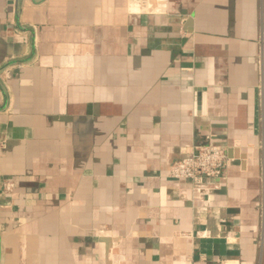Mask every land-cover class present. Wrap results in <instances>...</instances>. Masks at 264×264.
<instances>
[{
  "label": "crops",
  "instance_id": "1",
  "mask_svg": "<svg viewBox=\"0 0 264 264\" xmlns=\"http://www.w3.org/2000/svg\"><path fill=\"white\" fill-rule=\"evenodd\" d=\"M3 180L0 264H264V0H0Z\"/></svg>",
  "mask_w": 264,
  "mask_h": 264
},
{
  "label": "built area",
  "instance_id": "2",
  "mask_svg": "<svg viewBox=\"0 0 264 264\" xmlns=\"http://www.w3.org/2000/svg\"><path fill=\"white\" fill-rule=\"evenodd\" d=\"M226 162L224 149L216 144L195 146L191 152L172 162L167 170L171 179H188L196 188L221 177ZM1 192L9 194L14 184L10 180L0 182ZM216 264H236L234 260L220 259Z\"/></svg>",
  "mask_w": 264,
  "mask_h": 264
}]
</instances>
